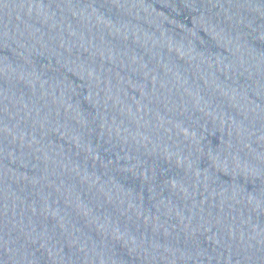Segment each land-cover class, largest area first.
<instances>
[{
    "label": "water",
    "instance_id": "water-1",
    "mask_svg": "<svg viewBox=\"0 0 264 264\" xmlns=\"http://www.w3.org/2000/svg\"><path fill=\"white\" fill-rule=\"evenodd\" d=\"M0 264H264V0H0Z\"/></svg>",
    "mask_w": 264,
    "mask_h": 264
}]
</instances>
